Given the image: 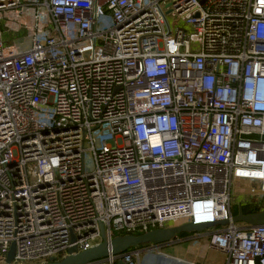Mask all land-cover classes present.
Masks as SVG:
<instances>
[{
    "label": "built area",
    "instance_id": "obj_1",
    "mask_svg": "<svg viewBox=\"0 0 264 264\" xmlns=\"http://www.w3.org/2000/svg\"><path fill=\"white\" fill-rule=\"evenodd\" d=\"M234 180L264 208V0H0V264L189 223L264 264ZM160 248L93 264H201Z\"/></svg>",
    "mask_w": 264,
    "mask_h": 264
},
{
    "label": "water",
    "instance_id": "obj_2",
    "mask_svg": "<svg viewBox=\"0 0 264 264\" xmlns=\"http://www.w3.org/2000/svg\"><path fill=\"white\" fill-rule=\"evenodd\" d=\"M232 222L251 227L264 226V210L253 214H245L243 207L240 206L238 214L233 217ZM227 224H230V222L225 221L219 223V225ZM211 227H213V225L195 226L192 223H189L180 227L156 229L140 235L117 236L111 240V242H108L105 236V228L101 225L103 242L100 245L80 253H78L77 249L73 247L69 250V255L67 257L59 261L52 259L46 264H93L107 258L111 254L119 255L133 247H139L144 244H153L157 247H163L175 242L178 235L186 233H203ZM73 241H75V238H73ZM15 252L16 245L14 243L8 253L6 264H12Z\"/></svg>",
    "mask_w": 264,
    "mask_h": 264
},
{
    "label": "rangeland",
    "instance_id": "obj_3",
    "mask_svg": "<svg viewBox=\"0 0 264 264\" xmlns=\"http://www.w3.org/2000/svg\"><path fill=\"white\" fill-rule=\"evenodd\" d=\"M12 44V43H9ZM248 182H242L239 180H234L232 186V212L235 216L237 214L239 206L244 202V198L242 197V193L248 194ZM244 225V224H241ZM212 229H207L203 233H209ZM202 234V233H197ZM189 238H196V233H186V235H178L176 242L172 245H166L160 248V250L167 255L173 257L182 258L185 262H191L197 260V250L202 249L203 255L199 258V262L202 264H223L225 262L226 256L223 253L216 252L214 250L207 249L208 240L207 237L187 240ZM153 244H144L139 247H133L132 250L143 248H150ZM206 247V248H205ZM207 249V250H206ZM193 252L191 253V251ZM206 250V253H205ZM156 252H144L141 255V264H160L162 262L159 261L161 257L156 256ZM135 263L138 264V260L134 258ZM176 264V263H172ZM178 264V263H177Z\"/></svg>",
    "mask_w": 264,
    "mask_h": 264
},
{
    "label": "trees",
    "instance_id": "obj_4",
    "mask_svg": "<svg viewBox=\"0 0 264 264\" xmlns=\"http://www.w3.org/2000/svg\"><path fill=\"white\" fill-rule=\"evenodd\" d=\"M243 210L245 214H253V213L261 212L262 210H264V208L255 207V206H243ZM238 211H239V208H238ZM238 211H237V214H238ZM182 235H186V234H182Z\"/></svg>",
    "mask_w": 264,
    "mask_h": 264
},
{
    "label": "crops",
    "instance_id": "obj_5",
    "mask_svg": "<svg viewBox=\"0 0 264 264\" xmlns=\"http://www.w3.org/2000/svg\"><path fill=\"white\" fill-rule=\"evenodd\" d=\"M206 248V247H205ZM207 250V249H206ZM206 250H205V253H206ZM201 251H202V249H201ZM200 251V249H198L197 250V256H194V258L195 257H197V261L199 262V258H201V256L203 255V253ZM215 251V250H214ZM193 252V250L191 251V253ZM195 260V259H194ZM160 261V260H159ZM200 263V262H199ZM160 264H162V263H160ZM202 264V263H201ZM224 264V263H223Z\"/></svg>",
    "mask_w": 264,
    "mask_h": 264
}]
</instances>
